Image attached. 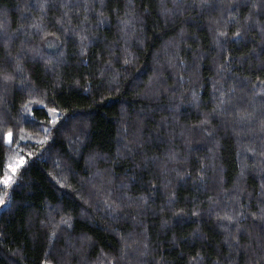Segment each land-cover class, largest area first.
<instances>
[{"label":"trees","instance_id":"16d2710c","mask_svg":"<svg viewBox=\"0 0 264 264\" xmlns=\"http://www.w3.org/2000/svg\"><path fill=\"white\" fill-rule=\"evenodd\" d=\"M19 154L0 264H264V0H0Z\"/></svg>","mask_w":264,"mask_h":264},{"label":"rangeland","instance_id":"374dc122","mask_svg":"<svg viewBox=\"0 0 264 264\" xmlns=\"http://www.w3.org/2000/svg\"><path fill=\"white\" fill-rule=\"evenodd\" d=\"M50 113L53 117H57V112L53 109L50 110ZM10 137V134L7 135ZM24 156L17 155L11 160L8 165V169L3 177H0V206L7 201V195L9 191V186L14 180V175L19 168V166L24 162Z\"/></svg>","mask_w":264,"mask_h":264}]
</instances>
